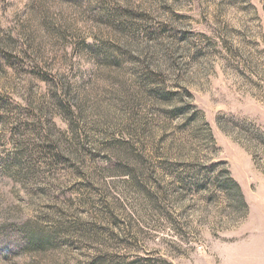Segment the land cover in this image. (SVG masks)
Listing matches in <instances>:
<instances>
[{"label": "rangeland", "instance_id": "obj_1", "mask_svg": "<svg viewBox=\"0 0 264 264\" xmlns=\"http://www.w3.org/2000/svg\"><path fill=\"white\" fill-rule=\"evenodd\" d=\"M263 231L264 0H0V264H249Z\"/></svg>", "mask_w": 264, "mask_h": 264}, {"label": "crops", "instance_id": "obj_2", "mask_svg": "<svg viewBox=\"0 0 264 264\" xmlns=\"http://www.w3.org/2000/svg\"><path fill=\"white\" fill-rule=\"evenodd\" d=\"M260 243L258 244V252L261 254V258L258 262H255L254 260H250L249 264H264V231L263 234L259 237ZM251 252H255L253 248H251Z\"/></svg>", "mask_w": 264, "mask_h": 264}, {"label": "trees", "instance_id": "obj_3", "mask_svg": "<svg viewBox=\"0 0 264 264\" xmlns=\"http://www.w3.org/2000/svg\"><path fill=\"white\" fill-rule=\"evenodd\" d=\"M231 180L233 181V183L237 186V188L239 189L240 188V185H239V183L236 181V180H234V178H231ZM242 199H243V197H242Z\"/></svg>", "mask_w": 264, "mask_h": 264}]
</instances>
